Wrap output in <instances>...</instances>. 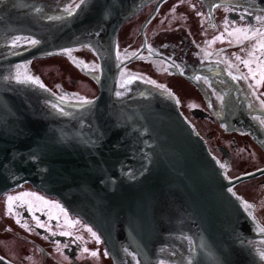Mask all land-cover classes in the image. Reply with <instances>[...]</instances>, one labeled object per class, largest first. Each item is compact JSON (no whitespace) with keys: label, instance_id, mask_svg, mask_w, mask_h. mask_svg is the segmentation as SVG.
<instances>
[{"label":"water","instance_id":"water-1","mask_svg":"<svg viewBox=\"0 0 264 264\" xmlns=\"http://www.w3.org/2000/svg\"><path fill=\"white\" fill-rule=\"evenodd\" d=\"M255 1L264 8V0ZM144 3L88 0L61 28L36 34L34 12L14 19L0 14V44L18 33L17 42L29 46L34 38L22 33L29 29L41 43L3 61L8 51L28 48H0V197L25 183L57 197L97 230L116 262L129 263L128 249L140 264L160 257L164 264H190L187 235L195 244L191 264H258L248 244L256 238L252 222L229 193L232 183L177 107L156 93L114 98L115 38ZM90 38L102 68L99 96L90 105L60 114L40 90L6 79L19 66L12 64ZM69 60L82 71L85 59ZM25 69L22 78L37 80L32 60ZM0 264L7 263L0 258Z\"/></svg>","mask_w":264,"mask_h":264},{"label":"flooded vegetation","instance_id":"flooded-vegetation-1","mask_svg":"<svg viewBox=\"0 0 264 264\" xmlns=\"http://www.w3.org/2000/svg\"><path fill=\"white\" fill-rule=\"evenodd\" d=\"M33 1L0 0V7L10 17L34 12L37 21H61L80 0L76 5L69 3L71 0ZM158 1L128 22L138 29L135 43L128 36L131 32L122 33L126 24L119 32L116 55L120 63L127 62L121 71V92L147 86L176 102L225 180L232 183L229 192L253 223L256 238L250 243L264 264L260 255L264 251V51L257 48L264 38H245L249 29L264 31V21L256 19L264 17V11L207 0H175L166 10L164 5L173 0L157 6ZM18 40L13 36L3 44L12 51L13 47L21 50L26 45ZM11 41L17 43L11 45ZM68 50L70 54L62 50L56 55L85 59L81 70L93 81L98 74L97 54L86 46ZM134 64L131 73L133 69L127 68ZM25 67L27 64L13 67L11 73L20 76L26 73ZM77 83L76 79L71 84ZM59 90L63 103L91 100L95 94L85 83L78 90ZM245 202L252 207H245ZM7 220H12L15 228H2L8 226ZM97 237L91 226L57 198L29 184L0 198V257L10 264H103L93 255L97 248L107 264H115ZM130 256L127 264H138Z\"/></svg>","mask_w":264,"mask_h":264},{"label":"rangeland","instance_id":"rangeland-1","mask_svg":"<svg viewBox=\"0 0 264 264\" xmlns=\"http://www.w3.org/2000/svg\"><path fill=\"white\" fill-rule=\"evenodd\" d=\"M174 1L175 0H173L172 2L169 1L168 4L163 9L168 10L169 5H171L172 3H175ZM178 14H180V13H178ZM135 16H137V15H134L130 20L137 19V17H135ZM128 22H126V25L124 26L123 29L121 28L122 33L127 34L128 32L129 33L131 32L130 34H128V36L130 37V40L132 41V43H135L136 33H137L138 29L133 28L135 24H133L130 27V23H128ZM127 28H129V29H127ZM119 42H121V41H119ZM132 43H131V45H132ZM128 66H129V68H127V69H133V68L136 69V67H134V66H137V65L134 64L133 67H131V65H128ZM32 68H33V72H34L37 80L39 81V83L42 84V87L49 88L50 90L54 91L55 93L57 92V90L59 88H62V87L66 88L68 90H73V89L77 90V88L79 89L81 82H84L87 85L92 84L93 87L95 86L93 81L90 82V80L85 77L84 72L80 71L69 59L61 57V56L56 55L53 57L44 58L42 60L34 59V60H32ZM135 69H133L131 73H133V71ZM51 74H53V76H51ZM76 79L78 82L76 84L77 86H73L71 83L73 82V80H76ZM52 91H50V92L52 93ZM7 221L9 223L8 226L6 227L4 225H1L2 228L8 230L10 227L15 226L14 222H12V220H7ZM97 250H98L97 255L99 257V260L103 264H107V261L103 257L101 250L99 248H97Z\"/></svg>","mask_w":264,"mask_h":264},{"label":"snow or ice","instance_id":"snow-or-ice-1","mask_svg":"<svg viewBox=\"0 0 264 264\" xmlns=\"http://www.w3.org/2000/svg\"><path fill=\"white\" fill-rule=\"evenodd\" d=\"M37 11H39V9H37ZM256 19H257L258 21H264V17H256ZM252 36H259V37H261V38H264V31H261L260 29H255V30H251V29H249V30H248V34L245 36V38L248 39V38H251ZM30 43H32V44H36V43H38V41H36V40H30ZM14 44H15V41H14ZM257 48H258L259 50H261V51H264V39H262L261 42L257 45ZM65 51H66V52H69V54H70V51H71V50L66 49ZM244 63L247 65L249 62H248V61H244ZM253 75L255 76V74H253ZM262 76H264V73H262ZM16 78L19 80V78H20V77H19V74H17V77H16ZM25 80H26V81H27V80H33V82H35V83H39L38 80H34V78H33V77H30V76H26V77H25ZM157 87H159V86H157ZM117 95H119V93H117ZM81 102L84 103V104H91V103H93V101H90V100H87V99L82 100ZM229 191H231V189H230ZM11 201H12V198L9 197V204H10V205H11ZM245 207H247V208H251L252 205L247 204V202H245ZM89 231H91V229H89ZM65 234H66V233H65ZM95 235H96V234L93 233V236H95ZM97 239H99V238L97 237ZM93 255H97V253H93ZM260 255H261V258L264 259V251H262V252L260 253ZM159 264H164V262H163V261H160Z\"/></svg>","mask_w":264,"mask_h":264},{"label":"bare ground","instance_id":"bare-ground-1","mask_svg":"<svg viewBox=\"0 0 264 264\" xmlns=\"http://www.w3.org/2000/svg\"><path fill=\"white\" fill-rule=\"evenodd\" d=\"M156 94H158V93H156ZM159 95V94H158ZM163 99H165L166 101H168L169 103H171L172 105H174L175 107H177V104H176V102H174V101H171V100H169V99H166V98H163Z\"/></svg>","mask_w":264,"mask_h":264}]
</instances>
